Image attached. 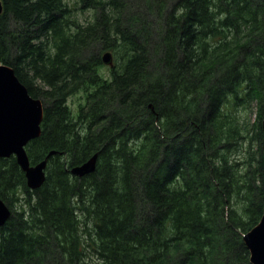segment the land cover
Wrapping results in <instances>:
<instances>
[{
  "label": "trees",
  "instance_id": "trees-1",
  "mask_svg": "<svg viewBox=\"0 0 264 264\" xmlns=\"http://www.w3.org/2000/svg\"><path fill=\"white\" fill-rule=\"evenodd\" d=\"M2 4L0 63L44 105L30 160L56 154L34 190L14 155L0 157L12 211L0 264H251L243 236L264 207V0H75L86 20L67 0ZM252 101L249 129L238 112ZM96 153L94 172L71 174Z\"/></svg>",
  "mask_w": 264,
  "mask_h": 264
},
{
  "label": "water",
  "instance_id": "water-1",
  "mask_svg": "<svg viewBox=\"0 0 264 264\" xmlns=\"http://www.w3.org/2000/svg\"><path fill=\"white\" fill-rule=\"evenodd\" d=\"M3 11L0 0V13ZM103 62L113 65V54L107 51L102 56ZM44 105L41 99L33 97L27 86L20 81L13 67L0 63V157L14 155L25 174L27 185L31 189L39 188L46 180L48 159L56 154L49 152L45 159L32 164L26 146L41 136ZM264 154V118L262 121ZM98 153L80 165L70 169L72 175L83 177L96 170ZM11 209L0 197V226L11 216ZM250 252L251 264H264V207L263 214L251 230L243 236Z\"/></svg>",
  "mask_w": 264,
  "mask_h": 264
},
{
  "label": "rangeland",
  "instance_id": "rangeland-1",
  "mask_svg": "<svg viewBox=\"0 0 264 264\" xmlns=\"http://www.w3.org/2000/svg\"><path fill=\"white\" fill-rule=\"evenodd\" d=\"M67 2L69 3L70 6H72L73 8H77L76 9V12L75 14L81 19V20H86L87 18H91V13L85 11H81L78 9V6H75V0H67ZM105 65V64H104ZM109 66L108 65H105L104 67V72L109 73L108 70H109ZM81 96L77 95V96H71L68 100V103L70 105V108H72V110H74L75 112H77V106L78 104L80 103V100ZM238 116L240 117V122L241 124H243V122L245 121H248V128L251 129L252 128V125L254 123L255 120H260L259 118V106H258V103L257 101H252L251 102V107L247 110H240L238 112ZM244 147L245 148H248L249 147V150L251 152H257L259 151V143L258 141L256 143H254L253 145L250 144L249 140L246 139V141L244 142ZM19 199L22 200L24 199V195H23V191L20 193L19 195ZM17 204H20V201L17 203ZM88 254H92L93 251L91 250H88L87 251ZM90 262H94L93 258L91 257L90 258Z\"/></svg>",
  "mask_w": 264,
  "mask_h": 264
},
{
  "label": "bare ground",
  "instance_id": "bare-ground-1",
  "mask_svg": "<svg viewBox=\"0 0 264 264\" xmlns=\"http://www.w3.org/2000/svg\"><path fill=\"white\" fill-rule=\"evenodd\" d=\"M107 52V51H106ZM106 65H108V64H106ZM113 65H114V57H113ZM113 65H109V66H113Z\"/></svg>",
  "mask_w": 264,
  "mask_h": 264
}]
</instances>
